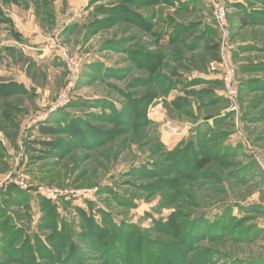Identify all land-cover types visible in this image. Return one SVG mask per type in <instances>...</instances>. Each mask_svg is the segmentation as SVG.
<instances>
[{
    "label": "rangeland",
    "instance_id": "1",
    "mask_svg": "<svg viewBox=\"0 0 264 264\" xmlns=\"http://www.w3.org/2000/svg\"><path fill=\"white\" fill-rule=\"evenodd\" d=\"M58 1V17L52 9L54 20L46 21L43 27L55 44L53 51L60 59L58 65L49 59L39 68L24 61L27 72H23L30 74L31 79L35 76L36 87L29 84L25 93L21 91L22 94L0 100V105L9 107L0 109V188L14 185L51 201L58 210L57 230L61 221L67 224L66 231L61 230L64 235L70 231L76 236L95 221L107 234L113 232L114 226L127 228L122 230V236L126 239L131 264L133 255L141 264H264V166H259L256 158L264 160V70L261 67L264 26L243 27L237 18L240 10L236 6L242 5L245 11L263 7L251 5L250 0H222L228 8L225 37L214 20L213 2L217 0H174V7L162 6L158 18L170 16L178 24L193 23L195 29L186 37L188 40L196 37L199 42L194 49L179 45L164 48L167 57L157 68L156 76L170 91L167 94L163 91V95L147 106L149 126L133 131L117 125L119 115L125 111L129 115L134 111L132 103L144 101L152 90L161 89L153 83L154 69L141 64L146 60L137 51L148 55L159 53V45L167 43L168 36L159 39L155 29L156 35L152 38L129 23L99 26L101 30H98V23L107 16L100 15L96 9L128 0ZM186 2H190L194 12L176 15V8ZM30 4L35 7L33 0ZM71 8L76 12H71ZM0 11H7L8 16L15 14L20 20L21 15L25 16L21 2L12 1L8 7L2 4ZM67 26L74 28L72 33L64 35L62 30ZM160 27L166 34L171 28L170 23H161ZM6 28L11 30L10 25ZM206 44L218 45L216 61H211L203 52ZM64 50L80 62L79 79L67 103L52 108L68 79ZM9 54L13 61L0 55V64L7 70L1 82L21 78V56L16 51ZM5 62L10 63L9 67ZM227 67L233 69L236 95L232 98L225 85ZM180 81L196 84L192 89L199 92V97L176 87ZM39 86L42 91L38 90ZM176 100L182 102L180 108L174 107ZM109 104H113L114 112L107 108ZM104 109L115 119L96 120L100 115L93 114H100ZM4 111L9 113V120L1 117ZM44 124L58 129V133L42 137L39 128ZM82 127H98L113 136L106 137L101 144L85 147L78 137L79 132L84 133ZM199 128L210 129V137H222L217 145L210 142L206 146L208 155L227 156L223 161L203 164V170L189 180H182L172 172L155 178L135 175L136 169H144L151 159L162 161L163 168L170 167L171 162L163 161L165 154L174 153ZM43 139L60 141L65 147L51 151L38 144ZM169 159L173 161V156ZM248 165L250 170L243 173L242 169ZM41 188H70L91 191V194L52 200L41 193ZM118 194L119 199L115 197ZM2 200L0 197V205ZM2 206L13 219L11 229L17 233L21 230V244L14 243L15 238L5 246L0 245V264H58L54 263L49 249L52 246L58 252L65 245L47 240L56 229L39 227L45 211L37 200L31 203V209ZM196 212L205 213L207 225L200 227L208 228L197 244L189 242L186 236L191 225L189 217ZM20 214L21 218H17ZM218 216L222 222L215 224L214 232L210 231L211 223ZM173 218L183 231L180 236L166 228L157 229L158 223L166 225ZM107 234L103 239L106 240ZM27 240L30 245H25ZM73 241L77 242L80 253L77 264L116 263L117 255H113L109 243L95 244L99 247L94 248L78 243L76 238ZM166 252L174 255L170 257L172 261ZM62 259L66 261L65 255ZM104 259L113 262L107 263ZM126 262L125 259L121 264Z\"/></svg>",
    "mask_w": 264,
    "mask_h": 264
},
{
    "label": "trees",
    "instance_id": "2",
    "mask_svg": "<svg viewBox=\"0 0 264 264\" xmlns=\"http://www.w3.org/2000/svg\"><path fill=\"white\" fill-rule=\"evenodd\" d=\"M4 2L5 5L8 6V4L12 1L16 3H26L27 0H1ZM35 3V8L38 13V16L42 17V21L46 23L48 22H53L54 20V10L53 9V0H33ZM250 4H260L263 9H258L254 11H245V8L242 5L236 6L240 10V13L237 15V18L239 22H241V25L243 27H248L250 25L256 24L257 26L261 27L264 26V0H250ZM162 6H175L174 0H128L122 4H117L113 6H106V7H100L96 9V11L100 15L107 16V19L105 21H100L98 23V30L99 26L101 28L108 26V25H121L123 23H129V25H136L139 27V30L144 34V35H150V37H154L156 35L155 29L159 33L158 36H160L159 39L163 40L166 39L168 36L169 40L167 43L165 42L164 44L159 45V48H161V52L156 53V54H150L148 55L147 53L144 54L143 51L139 50L137 53L140 54L141 58H144L146 62L141 63L142 65L146 67H152L154 69V79L153 83L155 82L158 87L161 89L158 90V92H155L152 90L149 95H146V98L144 101H135L134 105H131V110H134L133 112L129 113L128 112H122L119 115V120L117 125H123V127H126L131 130H145L147 126H149L150 122L147 118V106L149 105L150 102H152L155 98H157L159 95L167 94L169 90V86L161 85L159 76H156V73L158 72L157 68L160 65V63L164 62L167 54H166V49H169L170 46H175L179 45L182 46L186 49H194L195 45H197V40L196 37H192V39L188 40V34L190 32H193L195 27L193 23H183V24H178L176 21L170 17L167 16L166 19H161L158 18L159 15H161ZM194 8L191 7L190 2H186L182 5H180L178 8L175 10L176 15H181V13H186L190 14L194 12ZM10 25H13L11 20L6 19L3 14L0 12V19ZM163 23H170V31L168 34H166V31H163L162 27L159 28V25ZM197 28H201V24L196 23ZM164 26V25H163ZM73 26L72 27H66L63 30V34H70L73 31ZM161 30V31H159ZM201 31V30H200ZM14 32V31H13ZM200 33V32H199ZM198 33V34H199ZM15 34V33H14ZM202 34V32H201ZM187 35V37H186ZM185 36V37H183ZM195 36V35H194ZM16 38L17 35H15ZM218 50L219 47L217 44H206L203 47V52L208 56V58L211 61H216L218 59ZM147 60H150L151 63H149ZM137 61V59H136ZM138 62V61H137ZM156 63V64H154ZM139 64V63H138ZM183 66V65H182ZM262 70H264V63ZM244 70V69H243ZM1 78V77H0ZM159 81V82H158ZM180 83V84H178ZM176 83V87H182L184 88L185 92L188 93L189 95L192 94L196 97H199V92H194L192 89L194 85L192 83L186 82L185 84L183 82H178ZM181 84L183 86H181ZM165 86V87H164ZM23 91H25V87L22 85H18L16 82L10 81L8 83H4L0 81V100L2 99H7L8 97H12L15 95H18L19 93L22 94ZM164 91V92H163ZM193 91V92H192ZM201 95V93H200ZM184 99V98H183ZM181 101H175L174 102V107L175 108H180L181 107ZM85 105L89 103H84ZM109 110H112L114 112V106L113 104L107 105ZM7 104L0 105L1 111L3 109L8 110ZM98 108H101L98 107ZM7 115L10 117L9 113H6L4 111L1 114L2 118H7ZM93 115H100L96 117V120H99V122L102 121H108L111 119H115L112 114H108L107 109L102 110L100 114H93ZM92 115V116H93ZM111 117V119L107 118ZM6 120V121H7ZM203 128L197 129L196 135L193 136V138H190L185 142L179 149H176L174 153H166V157L163 159V161L166 162H171L170 167L163 168V165H161V162L157 160H152L151 162L147 165H145V168L142 169L141 167L136 169L135 175L140 176V177H149V178H155L158 177V175H162L164 173H170L172 172L173 174H178L179 178L182 180H189V179H195L196 177L195 174L197 172H200L203 170L202 166L203 164L207 163H213V162H219L223 161L225 155L217 157L216 155L211 156L208 155V148L206 144H209L210 142H215V145H217V142L220 141L219 137L220 135H215L214 137H210V129L202 130ZM82 130H84L83 135H79L78 137L82 140L83 146L85 147H90L96 144H101L104 142V139L106 140V137H110L111 135L113 136V133H105L104 130L95 127H82ZM58 133V129H55L51 126H48L47 124L42 125L39 128V134H41L42 137H50L54 136ZM102 137V139L98 140V137ZM210 137V138H209ZM84 138V139H82ZM91 139H94L91 141ZM39 145L43 146L44 148H48L51 151H56L59 148H64L65 146H61L62 143L60 141H55V140H50V139H43V140H38L37 141ZM60 143V144H59ZM73 146V145H72ZM209 146V145H208ZM24 147L26 145L24 144ZM30 150V149H28ZM164 151V150H163ZM57 152V151H56ZM218 152V150L216 151ZM153 154V152H152ZM171 156H173V161L169 159ZM173 164H175L173 167H171ZM250 170L249 165L245 169H242V172H248ZM242 173V174H243ZM134 175V176H135ZM35 194V193H34ZM31 192L28 191H22L18 187L14 185H7L5 187L0 188V197L3 198L2 203L0 205V245L5 246L6 244H9L12 240L16 238V241L14 243L21 244V230L17 233L14 232V230L11 229L10 225L11 222H13V219L8 216L4 211V207L2 205H9L10 207H15L18 208L19 210L21 207H30L31 209V203L37 202L40 204L41 210H44L45 215L49 214V216L42 215L40 225L39 227L43 228H48L51 227L50 229H53L55 227L56 231L53 236H49V239H47L49 242L53 240V242H59L63 243L65 246L63 249H59L58 252L54 250V248L51 246L52 254L50 255L51 257L55 258L54 263L59 262L58 264H77L79 261L77 258H79L80 253L78 252V248L76 246L75 241H73V238H76L78 240V243H83V244H90L94 248H97L99 246L95 244H104L109 243L111 247V252L116 254L117 256L115 257V264H121L122 261L126 259L125 264H131V261H129V254L127 252L128 246L126 242L125 237L122 236V230H128L127 228L122 229V227L114 226L113 232H110L109 234L106 233L105 229L103 227H99V224L95 221L94 223L90 224V228L88 227L86 230H82L80 233H78L76 236L71 235L70 231H67V235H64L62 233L63 231H66L65 229L67 228V224L65 222L61 221V227L57 230V217H58V210L51 201L45 199L41 195L35 194L34 195ZM38 195V196H37ZM117 199H119L120 195L115 196ZM80 213V211H79ZM104 213V212H103ZM82 216L84 215V212L81 211L80 213ZM85 217V216H83ZM224 217V216H223ZM17 218H21V214L17 215ZM206 215L205 213H198L196 212L194 215H190L189 220L191 222L190 228L187 230V238L189 239V242H195L197 244L200 242L199 239H202L207 233H208V228L206 229L204 227L200 226H205L206 222ZM222 219L220 216L215 218V222L211 223L210 225V231L215 227V224L221 223ZM166 225H161V223H158L157 229L162 230V228H166V230L174 231L176 233L181 234V229L177 226L176 220L173 218L171 221H168L165 223ZM207 225V224H206ZM47 226V227H46ZM128 227V226H126ZM42 229V228H41ZM166 231L165 229H163ZM200 230V233H199ZM128 232V231H127ZM214 232V229H213ZM13 233H16L13 234ZM105 234H107L106 240L103 239ZM59 236V240L57 241V238ZM37 242H42L39 237L36 238ZM56 243V244H57ZM29 244V240L27 242L25 241V245ZM133 251H135V248H132ZM63 255L61 254V252ZM22 252H20L21 255ZM51 253V252H50ZM101 253V252H100ZM174 253V252H173ZM27 254V253H24ZM167 255H169L168 259L172 261L170 258L171 256H174L173 254L166 252ZM183 254V253H179ZM65 255V262L63 261L62 257ZM61 256V257H60ZM138 257H135L133 255V263L132 264H141V260H137ZM59 260V261H58ZM107 260V261H106ZM107 263L110 262L112 263V259H104ZM144 264V263H143Z\"/></svg>",
    "mask_w": 264,
    "mask_h": 264
},
{
    "label": "crops",
    "instance_id": "3",
    "mask_svg": "<svg viewBox=\"0 0 264 264\" xmlns=\"http://www.w3.org/2000/svg\"><path fill=\"white\" fill-rule=\"evenodd\" d=\"M27 1L26 3H21V8L24 11L23 13L25 14L24 17L21 15V20L17 18L15 14L8 16V15H5V12L2 13L0 11L6 19L11 20L13 23V25H10L4 22L2 18L0 19V26L2 25L5 26L2 29H0V55L3 57V59L7 58V60L13 61L9 53L12 51H16L17 54L21 56L19 61H21V59L23 61V63H21V78L16 77V79H11V80L7 79V80H4L3 82L4 83H8L10 81L17 82V83H20L25 88H27L28 87L27 85L29 84H32L34 87H36V83H37L35 76H33L32 77L33 79H31L30 74L25 73L27 72V69L26 71L24 69L25 62H26V65H33L35 67L40 68L42 64L46 63L49 59L52 60L53 65H56V66L58 65L57 62L60 61V59H57V55L56 56L54 55L53 50H54L55 44H53L50 35L43 28L44 22L42 21V17L38 16V13L34 6L32 7L30 6L31 0H27ZM78 1L80 0H77L76 3ZM2 4L5 5L4 2L0 0V9H1ZM52 4H53V9H55V12H56V17H58L57 12L60 9L58 6L57 8L58 10H57L56 5L59 4V1L53 0ZM71 12H76V11L74 8H71ZM65 15H68V14H65ZM65 15H63L62 17H66ZM54 16H55V13H54ZM25 19L28 21L25 22ZM7 25H10L11 30L10 29L8 30L6 28ZM10 33L12 34V37ZM15 35H17L18 38H16ZM4 38H6V40H4ZM59 56H63V55H59ZM5 64L7 66L10 65V63H7V62H5ZM5 74H7V70H5L2 64H0L1 78H4L3 75ZM8 75L10 74L8 73ZM41 89L42 88L39 86L38 90L42 91ZM7 153L11 154L9 151H7ZM12 156L15 157V155H12Z\"/></svg>",
    "mask_w": 264,
    "mask_h": 264
},
{
    "label": "built area",
    "instance_id": "4",
    "mask_svg": "<svg viewBox=\"0 0 264 264\" xmlns=\"http://www.w3.org/2000/svg\"><path fill=\"white\" fill-rule=\"evenodd\" d=\"M214 5V20L218 27V29L221 31L222 35L226 37L227 35V13L228 8L227 6L222 2V0H217L213 2ZM5 15H7V11H4ZM64 52V63L66 65V70L68 73V79L66 82L65 88L60 92V94L56 97L54 106L52 108H60L64 104L67 103L70 94L73 90V85L78 81L79 79V73L81 69V64L76 58H74L71 54H69L66 50ZM225 60V59H224ZM233 78V69L232 67H227L225 70V85L229 94V97H234L236 95V90L233 87L232 83ZM38 119H44V117H39ZM33 122H36L33 120ZM29 127V125H28ZM257 162L259 166H264V160L256 157ZM23 186V185H22ZM41 193L48 198L52 200H59L61 198L63 199H71L76 197H88L89 194H91V191L81 190V191H74L70 188H64V189H56V188H41Z\"/></svg>",
    "mask_w": 264,
    "mask_h": 264
}]
</instances>
